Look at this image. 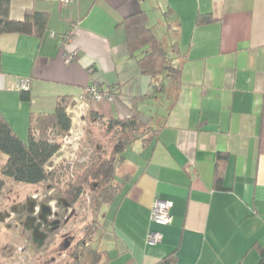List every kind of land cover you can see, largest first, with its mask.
<instances>
[{
	"label": "crops",
	"instance_id": "1",
	"mask_svg": "<svg viewBox=\"0 0 264 264\" xmlns=\"http://www.w3.org/2000/svg\"><path fill=\"white\" fill-rule=\"evenodd\" d=\"M155 1L156 30L182 70L178 86L166 81V94L151 95L123 24L153 10L145 0H11V18L44 12L47 31L41 40L0 34V112L23 139L30 118L51 120L63 97L72 124L125 120L135 109L155 128L121 152L94 264H160L167 256L171 264H256L264 247V0ZM21 79L29 100L20 97ZM92 83L116 98H87ZM155 199L172 202L166 225L150 221ZM150 230L162 240L150 243Z\"/></svg>",
	"mask_w": 264,
	"mask_h": 264
},
{
	"label": "trees",
	"instance_id": "2",
	"mask_svg": "<svg viewBox=\"0 0 264 264\" xmlns=\"http://www.w3.org/2000/svg\"><path fill=\"white\" fill-rule=\"evenodd\" d=\"M10 1L0 0V34L15 32L33 35L41 40L47 31V14L29 11L25 13L23 19H13L10 17ZM123 24L129 56L135 58L141 73L151 78V95L166 94L171 84L178 86L182 64L174 62L171 56L176 48L172 44L168 45L166 39L159 35L156 24H149L147 13L140 11L129 15L124 19ZM166 81L170 82V87H167ZM99 86L103 88L102 85ZM106 89L116 98V93L111 88L106 87ZM20 97L29 100V91H21ZM68 102L66 97L60 98L51 117V125L61 134L68 133L71 128V116L67 112ZM89 116L98 118L96 113ZM262 118H264V108ZM35 120L33 117L30 118L28 137L23 140L0 112V153L7 157L0 169V194L5 185V177L18 183L33 185L52 176L53 172L48 169V164L61 146L53 139L37 136L33 126ZM105 125L111 142L109 156L105 157L104 148L103 151H99L98 156L75 176L70 186L78 195L83 191V183L91 180L100 182L94 200L97 205L110 203L118 193L116 172L122 159L121 152L137 138H144V135L155 131L150 123L144 124L139 111L135 109L127 119H109L105 121ZM172 262L173 259L167 256L160 264ZM256 264H264V247L260 249V257Z\"/></svg>",
	"mask_w": 264,
	"mask_h": 264
},
{
	"label": "flooded vegetation",
	"instance_id": "3",
	"mask_svg": "<svg viewBox=\"0 0 264 264\" xmlns=\"http://www.w3.org/2000/svg\"><path fill=\"white\" fill-rule=\"evenodd\" d=\"M70 186L71 182L49 185L46 192L35 191L22 199L17 195L0 214L13 218L15 229L20 227V237L27 243L19 252L32 264H94L103 251L105 212L94 201L100 182L83 183L78 195ZM86 188L94 194L89 217L77 211ZM1 222L10 228L9 223Z\"/></svg>",
	"mask_w": 264,
	"mask_h": 264
},
{
	"label": "rangeland",
	"instance_id": "4",
	"mask_svg": "<svg viewBox=\"0 0 264 264\" xmlns=\"http://www.w3.org/2000/svg\"><path fill=\"white\" fill-rule=\"evenodd\" d=\"M145 1L150 4L153 9H150L148 13L145 11L148 16V22L151 25L156 24L158 18H160L157 12V2L155 0ZM158 29L161 30L162 27ZM76 121H78V123L72 124L71 119V130L66 134L59 133V131L51 125V120L37 119L34 121L33 126L37 136L53 139L60 143L61 146L48 164V169H51L53 172L52 176L35 185L18 183L5 177V185L0 194V214L8 208V205H10L9 203L13 198L17 197V195L22 199L25 195H30L35 191L40 194L46 192V188L49 185L59 187L64 185V183L73 181L75 176L98 156V152L103 151V148L106 152L105 157L109 156L111 142L109 141L105 122L83 123L79 119H76ZM27 137L28 135L26 138ZM6 158V155L0 153V169L5 163ZM119 165L120 164H118V167ZM93 195V192L86 188L85 197L77 207V211L80 215L84 214L88 217L91 215L90 205L93 201ZM1 221L9 223L10 228ZM15 227L13 218L8 219L3 216V219L0 220V264H32V261L28 260L26 256L19 252V248L26 245L27 242L22 235L20 237V227H17L19 229H15Z\"/></svg>",
	"mask_w": 264,
	"mask_h": 264
},
{
	"label": "built area",
	"instance_id": "5",
	"mask_svg": "<svg viewBox=\"0 0 264 264\" xmlns=\"http://www.w3.org/2000/svg\"><path fill=\"white\" fill-rule=\"evenodd\" d=\"M76 0H60L61 4L64 6H69L73 4ZM68 38L65 36L62 38V41L60 42V46H65L67 43ZM66 61H72L75 58V52H67L64 56ZM90 71L92 72L93 69L90 68ZM29 88V80L28 79H21L18 82V89L21 91L28 90ZM84 95L87 98H90L92 100H101V99H107V100H114L115 97L108 89L100 87L97 83H92L89 86L85 87L84 89ZM172 206V202L170 200L166 199H155L151 206V212H150V221L152 223L158 224V225H166L170 222L171 216L169 214V210ZM147 240L150 243H157L162 240V233L157 230H150L148 234Z\"/></svg>",
	"mask_w": 264,
	"mask_h": 264
},
{
	"label": "water",
	"instance_id": "6",
	"mask_svg": "<svg viewBox=\"0 0 264 264\" xmlns=\"http://www.w3.org/2000/svg\"><path fill=\"white\" fill-rule=\"evenodd\" d=\"M30 211H32V209H31ZM0 218H1V220H2V219H3V216H2V215H0Z\"/></svg>",
	"mask_w": 264,
	"mask_h": 264
}]
</instances>
